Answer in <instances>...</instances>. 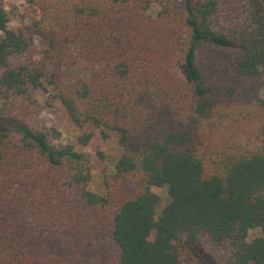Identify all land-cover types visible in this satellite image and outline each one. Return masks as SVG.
Segmentation results:
<instances>
[{"label":"trees","instance_id":"trees-1","mask_svg":"<svg viewBox=\"0 0 264 264\" xmlns=\"http://www.w3.org/2000/svg\"><path fill=\"white\" fill-rule=\"evenodd\" d=\"M24 1L12 26L0 0V264H84L98 235L114 264H194L185 238L204 264H264V0ZM46 88L78 128L119 134L133 191L91 190Z\"/></svg>","mask_w":264,"mask_h":264},{"label":"rangeland","instance_id":"rangeland-1","mask_svg":"<svg viewBox=\"0 0 264 264\" xmlns=\"http://www.w3.org/2000/svg\"><path fill=\"white\" fill-rule=\"evenodd\" d=\"M161 1H169L171 4L180 2L179 0ZM6 7L11 13L12 26H18L20 22L24 21L29 22L32 11L29 10L24 0H6ZM36 47L42 49L44 43L41 40H37ZM55 93L56 92L51 88H46L38 92L40 104L43 106L41 118L48 126L54 127L61 132L63 143L72 144L77 150L90 155L93 168V179L90 186L91 190L100 195H105L107 193L106 183H108L113 186L114 189L125 187L129 191H133L136 186V182L133 178L126 179L119 183L115 181V166L123 151L122 147L119 145V134L108 133L109 137L105 138L100 129L92 124L83 129L78 128L69 118L63 105L54 97ZM259 96L264 99V86L259 88ZM245 110L244 108V111ZM254 128L255 124L248 126L246 123L244 132L251 133ZM86 133H92L93 138L87 146L80 145L78 138ZM99 154H102L103 157H100ZM161 195L162 201L158 207V211H161L170 201L168 185H165L161 189ZM260 234V230H253L250 232V238L259 236ZM185 243L193 255L192 262L194 264H204L203 260L206 254L201 248L187 238H185ZM83 257L84 264H114L116 252L105 243L100 235H98L95 242L92 243L89 248H83Z\"/></svg>","mask_w":264,"mask_h":264}]
</instances>
